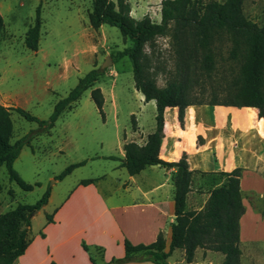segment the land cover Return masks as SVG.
<instances>
[{
  "label": "trees",
  "instance_id": "obj_1",
  "mask_svg": "<svg viewBox=\"0 0 264 264\" xmlns=\"http://www.w3.org/2000/svg\"><path fill=\"white\" fill-rule=\"evenodd\" d=\"M243 0H161L160 19L154 20L148 13L139 18L130 13L128 0H91L89 23L98 28L103 23L117 26L130 43L110 52L113 62L126 56L133 73L134 86L145 100L154 99L156 105L155 127L147 134L144 143L135 140L123 142L122 165L129 174H136L152 163L174 169L171 179L174 185V219L171 221V240L165 249V237L160 231L149 243H132L124 239V253L98 263L90 254L92 264H123L131 260H151L166 264L175 248H182L186 261H191L197 247L223 253L220 264H241L239 218L244 212L240 189L241 166L221 170L224 181L212 187L203 206L199 209L186 207V195L191 188L192 174L198 170L188 168L186 153L177 160H164L159 156L163 135L164 109L176 106L180 124H184L185 109L198 103L229 104L259 109L264 118V24L249 18L242 9ZM3 18L0 14V30ZM42 17L40 6L36 8L34 21L27 27L24 44L36 50L39 45ZM167 36L173 67L163 85L156 79L159 65L156 39ZM105 71L94 66L78 78L67 94L58 98L49 117L42 119L21 106H6L0 102V165L5 164L8 176L25 190L33 184L24 180L13 162L22 146L29 143V133L14 141L11 111L15 110L28 120L38 122L44 130L51 128L58 116L82 94L91 88V97L102 113L103 93L94 81ZM220 80L224 84L212 85L213 99L206 101V80ZM200 87L195 89V85ZM235 106V107H236ZM255 106V107H254ZM114 157L113 155H110ZM85 159L69 163L56 175L63 178ZM96 177L79 180L80 184L96 181ZM1 190V184H0ZM49 189L33 203H17L0 212V264H11L22 254L31 240L32 214L48 200ZM52 220L51 214L46 215ZM85 250L88 245L82 241ZM50 264H56L51 261Z\"/></svg>",
  "mask_w": 264,
  "mask_h": 264
},
{
  "label": "rangeland",
  "instance_id": "obj_2",
  "mask_svg": "<svg viewBox=\"0 0 264 264\" xmlns=\"http://www.w3.org/2000/svg\"><path fill=\"white\" fill-rule=\"evenodd\" d=\"M128 1L133 7L134 17H141L150 8L148 14L158 20V0ZM38 6L42 25L38 48L32 50L25 46L24 35L34 21ZM90 9L91 0H0L3 18L0 30V102L6 106H21L46 119L55 101L65 96L80 76L94 66L101 67L110 52L130 43L117 26L103 23L93 29L88 21ZM242 9L249 18L264 24V0H243ZM92 43L97 44L96 54L92 52ZM156 53L159 61L156 79L159 85H163L169 76L168 69L173 67L167 36L157 37ZM104 68V73L93 84L100 87L104 96L102 113L91 97L90 87L47 130L42 129L38 122L11 111V141L28 133L30 136L29 143L22 146L15 158L13 167L33 187L30 190L20 187L9 178L5 164H1L0 212L17 203H33L46 189L50 191L49 200L32 214L30 235L41 227L46 215L53 212L81 178L96 177L99 188L105 193L114 189L121 172L119 146L124 133L129 134L132 128L135 129V117L143 129H150L155 124V100H145L135 88L129 59L124 56ZM222 84L224 82L219 79L206 80L201 84L206 101L213 99L212 85ZM194 87L198 89L200 85ZM220 108L226 109L225 106ZM232 110L238 119L257 118L256 108L234 107ZM133 137L141 143L145 140L140 139V134ZM83 159L84 163L75 166L63 178H56L69 163ZM126 195L122 193L121 198ZM111 197L118 198L120 194L113 193ZM111 251L103 252L101 255L104 257L98 255L96 261L102 263L111 255L109 253H115Z\"/></svg>",
  "mask_w": 264,
  "mask_h": 264
},
{
  "label": "crops",
  "instance_id": "obj_3",
  "mask_svg": "<svg viewBox=\"0 0 264 264\" xmlns=\"http://www.w3.org/2000/svg\"><path fill=\"white\" fill-rule=\"evenodd\" d=\"M160 1H157L158 20ZM130 8L132 14L131 4ZM149 11L150 8L142 15ZM89 34L94 38L91 32ZM96 51L97 44L92 43V52L96 54ZM222 106L226 109L220 108ZM235 106L188 105L183 126L178 108L165 107L159 156L171 161L185 152L188 168L198 170L192 174L191 188L186 195V207L189 209L201 208L209 190L224 181L219 171L242 167L240 189L244 212L239 218L241 264H264V118L254 106L257 109L256 119H238L232 110ZM135 119V129L132 128L129 134L125 132L120 141L118 165L121 172L117 177V186L105 193L99 188L98 180L88 184H80L78 180L54 208L52 220L47 221L45 217L41 227L30 235L25 251L11 264H50L51 261L56 264H92L90 254L96 260L98 255L104 257L101 255L103 252L115 250L104 259L107 261L113 256L123 255L125 238L132 243H149L156 239L160 231L165 237V249L169 248L171 221L175 216L171 179L174 168L150 164L136 174L128 173L121 163L123 142L135 140L141 143L133 136L140 134V139L146 140L147 134L155 127L154 124L150 129H143L139 119ZM200 137L204 140L200 141ZM113 193H119L120 197L112 198ZM122 193L127 194L124 199L121 198ZM32 218L33 215L31 223ZM82 241L89 250L83 248ZM223 257L220 251L197 247L193 259L186 261L183 249L175 248L166 264H220ZM123 264L155 263L151 260H131Z\"/></svg>",
  "mask_w": 264,
  "mask_h": 264
},
{
  "label": "water",
  "instance_id": "obj_4",
  "mask_svg": "<svg viewBox=\"0 0 264 264\" xmlns=\"http://www.w3.org/2000/svg\"><path fill=\"white\" fill-rule=\"evenodd\" d=\"M110 62H112L111 56L110 55H107L106 58H105V60L103 61L102 65H101V67H104L105 65L109 64ZM151 165L152 166H155L157 164L152 163Z\"/></svg>",
  "mask_w": 264,
  "mask_h": 264
}]
</instances>
